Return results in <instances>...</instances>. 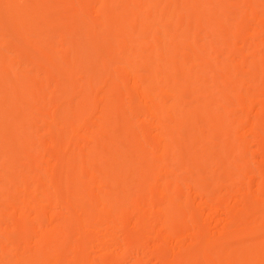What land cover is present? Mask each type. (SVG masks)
Masks as SVG:
<instances>
[{
  "label": "bare ground",
  "instance_id": "obj_1",
  "mask_svg": "<svg viewBox=\"0 0 264 264\" xmlns=\"http://www.w3.org/2000/svg\"><path fill=\"white\" fill-rule=\"evenodd\" d=\"M0 264H264V0H0Z\"/></svg>",
  "mask_w": 264,
  "mask_h": 264
}]
</instances>
